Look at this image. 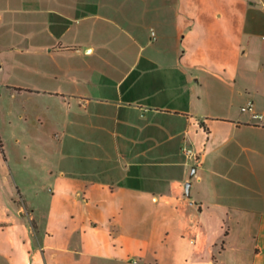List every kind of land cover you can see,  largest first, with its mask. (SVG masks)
I'll use <instances>...</instances> for the list:
<instances>
[{
	"label": "crops",
	"instance_id": "0c3cea01",
	"mask_svg": "<svg viewBox=\"0 0 264 264\" xmlns=\"http://www.w3.org/2000/svg\"><path fill=\"white\" fill-rule=\"evenodd\" d=\"M60 4L65 10L46 9L45 26L56 42L52 52L79 53L85 47L93 53L97 47L90 41L61 40L90 11L98 15L99 6L84 0ZM156 10L160 39L170 46L161 53L171 57L167 65L152 55L138 56L115 81L114 98L51 93L66 99L77 115L68 120L78 128L73 138L97 148L96 163L46 165L41 237L33 217L14 199L19 217L9 209L0 213L7 247L0 257L7 264H264V163L230 162L236 151L264 156V110L256 109L264 102V0H173ZM12 25L11 34L18 35L19 24ZM154 65L160 77L150 75ZM207 86L229 105L224 114L195 110L210 97ZM238 102L252 110L237 112ZM163 118L172 125L161 129L183 134L196 159L188 160L184 148L183 157L147 159V131H139ZM107 120L119 129L110 131L119 137L116 156L99 135L107 132ZM139 134L147 145L128 149L138 144ZM66 136L54 134L59 143Z\"/></svg>",
	"mask_w": 264,
	"mask_h": 264
},
{
	"label": "rangeland",
	"instance_id": "374dc122",
	"mask_svg": "<svg viewBox=\"0 0 264 264\" xmlns=\"http://www.w3.org/2000/svg\"><path fill=\"white\" fill-rule=\"evenodd\" d=\"M60 1L0 0V137L7 158L5 161L0 150V213L9 209L11 215L19 217L13 205L14 199L26 215L33 217L32 223L39 229L40 237L48 206L46 178L49 177V168L46 165L55 168L83 164L93 167L96 163L93 153L97 152V148L76 142L73 137L78 128L68 120L69 117L75 119L77 115L68 107L66 99L51 93L114 98L119 91L115 89V81L124 77L138 56L152 55L164 65L171 59L161 55L169 44L160 39L156 9L173 0H84L99 6L98 15L90 11V16L75 22L61 41L64 44L90 41L97 47L90 54H86L85 47L79 53L52 52L56 42L45 26L49 15L46 9L52 6L65 10L66 2H61L63 7ZM14 21L19 24L16 27L18 35L11 34L16 26L12 25ZM153 31L159 34L156 39L151 36ZM150 68L151 76L160 77L161 68L156 65ZM68 75L71 77H66ZM163 88L169 90L167 85ZM204 91L210 97H204L196 104L195 110L224 114L229 105L221 100V93L208 86ZM242 107L247 106L242 102L234 105L237 112ZM256 109L262 113L264 102L257 103ZM195 118L202 120L197 114ZM168 121L172 123L167 118L155 122L149 120L148 127L139 131L140 134L147 131L149 161L167 155L183 157L184 150L180 149L189 147L187 142H183V134L178 135L168 128L165 131L161 129L162 124H171ZM103 123L108 125L107 132L100 131V138L116 156L119 137L110 131L119 129L114 127L112 120ZM64 131L67 136L59 143L54 134ZM172 133L175 136H171ZM140 134L138 144H127L128 149L140 151L147 145L142 143ZM82 156H86V160L82 161ZM250 160L264 163V156L249 158L242 151H236L230 162L238 165ZM22 221L25 220L17 222ZM4 240L0 232V249L5 251ZM33 246L35 248V244ZM25 259L26 252L18 255L19 262ZM42 261L40 263L43 264ZM0 264H7L6 260L0 257ZM29 264L36 262L31 260Z\"/></svg>",
	"mask_w": 264,
	"mask_h": 264
},
{
	"label": "built area",
	"instance_id": "2783aa9c",
	"mask_svg": "<svg viewBox=\"0 0 264 264\" xmlns=\"http://www.w3.org/2000/svg\"><path fill=\"white\" fill-rule=\"evenodd\" d=\"M243 110H252V105H248L247 107H244ZM183 150L188 158L197 157V154L194 152L192 148L185 146Z\"/></svg>",
	"mask_w": 264,
	"mask_h": 264
},
{
	"label": "trees",
	"instance_id": "16d2710c",
	"mask_svg": "<svg viewBox=\"0 0 264 264\" xmlns=\"http://www.w3.org/2000/svg\"><path fill=\"white\" fill-rule=\"evenodd\" d=\"M20 89V88H19ZM20 90H23V89H20ZM0 150H1V153L3 154L4 158L6 159L5 157V152H4V147H3V143L2 141L0 140Z\"/></svg>",
	"mask_w": 264,
	"mask_h": 264
},
{
	"label": "water",
	"instance_id": "95a60500",
	"mask_svg": "<svg viewBox=\"0 0 264 264\" xmlns=\"http://www.w3.org/2000/svg\"><path fill=\"white\" fill-rule=\"evenodd\" d=\"M89 52H90V50H89Z\"/></svg>",
	"mask_w": 264,
	"mask_h": 264
}]
</instances>
